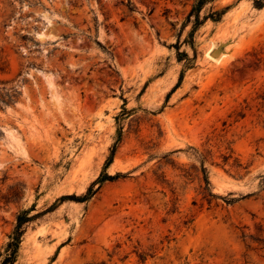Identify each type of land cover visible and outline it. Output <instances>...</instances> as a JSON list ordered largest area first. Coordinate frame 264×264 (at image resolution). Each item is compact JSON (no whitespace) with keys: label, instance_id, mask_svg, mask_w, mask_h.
<instances>
[{"label":"rangeland","instance_id":"374dc122","mask_svg":"<svg viewBox=\"0 0 264 264\" xmlns=\"http://www.w3.org/2000/svg\"><path fill=\"white\" fill-rule=\"evenodd\" d=\"M258 1L0 0V259L264 264Z\"/></svg>","mask_w":264,"mask_h":264},{"label":"trees","instance_id":"16d2710c","mask_svg":"<svg viewBox=\"0 0 264 264\" xmlns=\"http://www.w3.org/2000/svg\"><path fill=\"white\" fill-rule=\"evenodd\" d=\"M208 1H210V0H195L194 4L192 5V7L188 13V16H187L188 22L190 21L191 16H194L193 26H192V30L190 32L191 38L193 36L194 31L197 29V27L204 20H206L207 18H210L212 21H218L225 11L224 9L212 11L208 15H205L202 19H199V11ZM253 1H254V5L257 6L258 8L263 6L262 4L259 3L258 0H253ZM129 4H130V0H127L126 5H129ZM129 10H132V9L129 8ZM190 44L191 45L193 44L192 40H191ZM99 45H100V43H99ZM100 46H102V45H100ZM175 48L177 50L179 49L177 43L175 44ZM181 55H183L185 57L187 56L185 53H182ZM179 59H180V57H179ZM182 77H183V74L181 73L179 76L178 82L173 86L171 92H173L174 89L178 87ZM124 113H127L125 107H123L122 114H124ZM119 137H120V133H118L117 139L111 147L110 154L106 158L100 174L98 175V177L94 181H92L90 183V185L88 186V188L84 194H82L80 197H76L77 200L85 201V200L89 199L91 197L92 193L94 192L93 187L97 183H102L104 181H112V180H114L118 177H122L124 175L123 173H120V172H117L113 175H110L106 172V168L112 162L113 153L115 151V146L119 140ZM34 217H36V215H28V210H24V211L17 214L16 224L13 228V231L11 232V234L8 237V241L5 244L4 254L2 255V257L0 259V264H14L15 263L16 257L18 254V250H19V246H20V242H21L22 236L25 232V225H26V223L31 221ZM139 257H140V259H144L143 255H139Z\"/></svg>","mask_w":264,"mask_h":264},{"label":"bare ground","instance_id":"6f19581e","mask_svg":"<svg viewBox=\"0 0 264 264\" xmlns=\"http://www.w3.org/2000/svg\"><path fill=\"white\" fill-rule=\"evenodd\" d=\"M211 47V46H210ZM213 50V47H211L207 52H206V56L208 57V58H210L211 60H213L214 62H218V61H220V60H222V58L226 55V52H223V51H221V50H218V52H217V57H211L210 56V51H212ZM225 57H227V56H225ZM226 58H224L223 59V61L225 60Z\"/></svg>","mask_w":264,"mask_h":264},{"label":"water","instance_id":"95a60500","mask_svg":"<svg viewBox=\"0 0 264 264\" xmlns=\"http://www.w3.org/2000/svg\"><path fill=\"white\" fill-rule=\"evenodd\" d=\"M217 52H218V49H213V50L211 51L212 54H217Z\"/></svg>","mask_w":264,"mask_h":264}]
</instances>
